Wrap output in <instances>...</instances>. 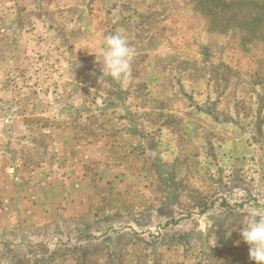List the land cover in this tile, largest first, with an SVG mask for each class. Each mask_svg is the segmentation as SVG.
Returning <instances> with one entry per match:
<instances>
[{
    "label": "rangeland",
    "instance_id": "374dc122",
    "mask_svg": "<svg viewBox=\"0 0 264 264\" xmlns=\"http://www.w3.org/2000/svg\"><path fill=\"white\" fill-rule=\"evenodd\" d=\"M196 1L0 0V264H256L264 8Z\"/></svg>",
    "mask_w": 264,
    "mask_h": 264
},
{
    "label": "clouds",
    "instance_id": "9594fccd",
    "mask_svg": "<svg viewBox=\"0 0 264 264\" xmlns=\"http://www.w3.org/2000/svg\"><path fill=\"white\" fill-rule=\"evenodd\" d=\"M102 41L105 45L102 50L103 74L117 81L130 76L133 49L127 39L120 34H111L103 36ZM241 236L250 246V259L256 261V264H264V215L250 212L241 229Z\"/></svg>",
    "mask_w": 264,
    "mask_h": 264
},
{
    "label": "trees",
    "instance_id": "16d2710c",
    "mask_svg": "<svg viewBox=\"0 0 264 264\" xmlns=\"http://www.w3.org/2000/svg\"><path fill=\"white\" fill-rule=\"evenodd\" d=\"M211 1H212V4L213 5H216L217 7L220 6V7H228V8L234 6L237 3H239L240 5H242L243 2H244L243 0H211ZM196 2H198V4H201L204 1L203 0L202 1L201 0H198ZM254 2H255V4H259V5H257V7H259L260 9H263L264 8V2H260L259 0L254 1ZM263 19H264L263 17H259L258 16L256 18H254V20H252V21H246V22H244V25L249 26L248 23L249 24H251V22L252 23H255V26H254L253 29H256V31H257L258 28L261 26V24L262 23L264 24ZM262 36H264V34H262Z\"/></svg>",
    "mask_w": 264,
    "mask_h": 264
}]
</instances>
